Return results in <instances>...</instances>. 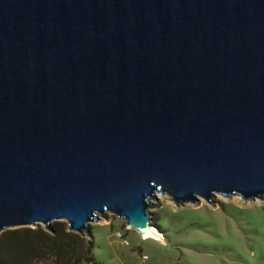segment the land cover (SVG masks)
Instances as JSON below:
<instances>
[{"label":"water","instance_id":"obj_1","mask_svg":"<svg viewBox=\"0 0 264 264\" xmlns=\"http://www.w3.org/2000/svg\"><path fill=\"white\" fill-rule=\"evenodd\" d=\"M156 193L264 197V0H0V232Z\"/></svg>","mask_w":264,"mask_h":264},{"label":"rangeland","instance_id":"obj_2","mask_svg":"<svg viewBox=\"0 0 264 264\" xmlns=\"http://www.w3.org/2000/svg\"><path fill=\"white\" fill-rule=\"evenodd\" d=\"M149 203L158 240L142 238L110 212L88 224L98 263L264 264V197L244 200L216 193L209 200L197 197L175 205L156 193Z\"/></svg>","mask_w":264,"mask_h":264},{"label":"trees","instance_id":"obj_3","mask_svg":"<svg viewBox=\"0 0 264 264\" xmlns=\"http://www.w3.org/2000/svg\"><path fill=\"white\" fill-rule=\"evenodd\" d=\"M52 229L36 224L1 231L0 264H100L92 254V235L70 231L60 221Z\"/></svg>","mask_w":264,"mask_h":264},{"label":"bare ground","instance_id":"obj_4","mask_svg":"<svg viewBox=\"0 0 264 264\" xmlns=\"http://www.w3.org/2000/svg\"><path fill=\"white\" fill-rule=\"evenodd\" d=\"M139 235H141L142 238L146 239V238H152L154 240H158L160 239V235L158 234V231H156L154 228H152V226H150L146 231L140 233L138 232Z\"/></svg>","mask_w":264,"mask_h":264}]
</instances>
